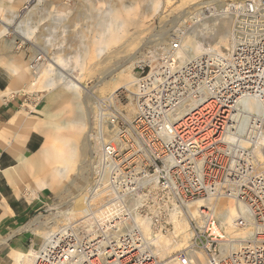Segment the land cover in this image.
<instances>
[{"label":"built area","instance_id":"2783aa9c","mask_svg":"<svg viewBox=\"0 0 264 264\" xmlns=\"http://www.w3.org/2000/svg\"><path fill=\"white\" fill-rule=\"evenodd\" d=\"M225 10L236 24L228 49L183 61L175 36L134 69L132 120L114 95L99 104V124L112 135L93 186L106 182L112 193L106 208L113 227L95 237L73 224L67 239L58 235L64 246L57 258L49 255L58 237L44 239L34 264H162L133 216L150 219L157 236L170 231L174 206L209 199L242 205L234 225L250 234L239 241L216 234L219 221L205 207L189 250L203 252L207 264H264V0H235ZM43 61L34 56L31 69ZM247 101L259 110L251 112Z\"/></svg>","mask_w":264,"mask_h":264},{"label":"rangeland","instance_id":"374dc122","mask_svg":"<svg viewBox=\"0 0 264 264\" xmlns=\"http://www.w3.org/2000/svg\"><path fill=\"white\" fill-rule=\"evenodd\" d=\"M134 1L135 0H32L30 3L22 2L16 5L14 9L20 14L19 20H15L16 23L14 22L12 26H9L11 31L10 34L0 39V69L2 70L0 72L2 75L0 76H2L4 80L3 84H9L11 82L13 84L15 80L14 68L16 65L25 66L28 72L25 81L22 84H15L13 86H18L17 88L21 91V93L15 94L14 96H20L24 100V106L20 109L21 113L19 114L26 117H34L41 123L51 120L57 121L54 117L55 113L59 112L70 101L71 94L64 88L61 89L63 96L55 99L54 93H56V91L45 89L43 87V79L33 81L32 72L28 68V63L36 54H44V50H47L49 60L51 59L54 61V58H62L68 63L66 68L64 67L65 64L62 63L56 66L60 70L63 69L64 73L72 69L75 71L76 75L81 72L80 65H84L81 78V84L85 87L83 91L87 92L91 90L94 94L93 99L86 105L87 116L84 118L86 131L93 126V118L97 110L98 99H104L114 95L118 97L119 108H122L126 114H130L131 111L125 107V105H127L126 96H119V93L129 88V82L132 80L134 81L135 73H137L134 71V68L126 69L129 65L126 64L128 58L138 53V60H142L143 56H149L148 54L151 51L160 49L173 39V37L179 36L177 35L179 31L181 34L185 33L186 36L183 35V39H186L187 36L194 37L198 45V51L195 52V54L187 50L185 57L200 55L207 48H217L216 43L211 42L209 37L204 38L198 34L199 27L197 26L205 20L207 21V18L230 17L222 15L221 11L224 10L226 4L235 0H137L134 10L129 12V19L134 16L137 18V27L129 26V32L126 35L120 31L115 32L112 41L107 44L104 53L98 56V37L102 33L100 30L101 24H103L102 20L107 18L108 12L112 8L121 11L122 16L126 17L124 6L126 5L130 8L132 7L131 3ZM3 2H5V0H0V5ZM206 5H211L213 7V16H200L202 12H207L208 7ZM8 15L10 14L5 10H0L1 21ZM23 16L24 19H22ZM20 20L21 22H25L24 25L28 24V26L33 29L32 40H24L18 33L14 32L16 26H18L17 24H20ZM207 23L211 24L213 22L208 20ZM158 35H161V37L163 35L162 38L164 40L161 41V45L156 48L154 44H150V40L152 38L156 39V37H159ZM134 37L135 39L133 41ZM47 40L51 42L49 43ZM230 44L231 41L228 47L221 46L218 50H225L230 47ZM86 45L88 46L87 50H85ZM123 70L125 71L122 72ZM121 75H131V77L116 86L117 80ZM98 83H100V86L96 89L95 86ZM33 84L35 85L30 88L29 86ZM92 87H95V90H93ZM117 88L118 92L116 91L115 93V89ZM64 115L68 116L69 114L66 111ZM23 120H25L23 117L17 119L21 124ZM60 132H64V130H60ZM17 133L18 129H13L2 134L5 135L4 137L6 140L12 141L17 136ZM41 136L44 142L45 138L43 135ZM92 147H96L94 138L92 139ZM96 158V153L91 157L87 156L86 170L82 173L83 175L79 174L76 176V174H74L69 176V178H85V182H87L88 185L87 188H90L93 178H96L97 174L92 167L93 165L90 164ZM43 163L47 164V167L44 168L43 171L33 166L31 173L24 172L19 183V192L13 188L16 190V198H22L28 202L37 199V197H33L31 189L34 185L39 183V179L47 178L52 170V166L50 164L48 165L47 160H43ZM67 184L68 182H64L62 188L59 187L55 190L46 189V199L44 201L46 204L42 205L38 212L32 213V229L36 234L43 237V242L46 232L54 235L59 232V229L63 226H69L75 223V221L68 219L67 216L60 215L61 206L71 201L75 195V191L69 190ZM37 191H35V193ZM222 200H224L229 207L236 208L238 206L237 203L230 199ZM199 206H201V204H199ZM84 207V204L74 203L71 204L68 209L69 211L80 210L79 212H81ZM181 210L183 214L187 215L186 209ZM188 216L189 215H187V217ZM180 219L179 215H177L176 218L171 221L173 225L170 223V231L167 233L154 236L151 229L150 232H147L151 239H156L158 237V247H164V250L160 252V258L158 257L160 261L162 260V264H167L168 261L171 260V257H176L174 252L170 251L173 245L164 244L162 241L176 240L182 242L183 238H185L184 236L186 234L182 232L183 224L180 222ZM188 219L193 229L195 221H192L189 217ZM245 232L246 231L237 230L233 234L228 235L227 229L223 230L227 238H234L235 236H240L238 238H241ZM159 238H161V242ZM40 247H36L35 250L39 251ZM26 249L29 250L31 248L26 246ZM190 250L189 247L185 246L183 253L187 254ZM197 252L203 259L205 258L203 261L205 262L204 264H207L208 260L204 253L198 250L196 253ZM8 264H14L13 260Z\"/></svg>","mask_w":264,"mask_h":264},{"label":"bare ground","instance_id":"6f19581e","mask_svg":"<svg viewBox=\"0 0 264 264\" xmlns=\"http://www.w3.org/2000/svg\"><path fill=\"white\" fill-rule=\"evenodd\" d=\"M32 0H5L0 5V10H5L8 15L3 21H1V27H0V39H2L4 36H7L10 34L9 26H12L14 24L15 20H19L20 14L16 11L15 6L23 3H30ZM137 3V0H135L133 3H131L132 7H125V13L126 17L122 16L121 11L112 8L108 12L107 18H104L102 20L101 24V31L102 33L99 35V47L97 49L98 56L104 53L106 50V46L109 42L112 41L113 35L115 32H121L124 35L128 34L129 32V26L137 27L138 20L135 18V16L131 19H129V12H132L134 10V7ZM207 6V5H206ZM223 6V5H222ZM228 4H226L225 8H227ZM208 10L207 12H202V15L204 17H210L213 16V7L211 5L207 6ZM221 11L222 15L229 16L226 13V10ZM188 13V12H187ZM186 13V14H187ZM206 14V15H205ZM231 17V18H230ZM230 17H214L213 19L207 18L210 20L211 24L207 23L208 20L202 22L197 27H199L198 34L204 38H210L211 42L216 43L217 48H207L203 51L206 52V50L210 49L215 52H223L224 50H218L221 46H229V42L233 39L234 31H235V20L232 16ZM24 19V16L23 18ZM21 19V20H22ZM17 20V21H18ZM18 23L16 26V29L14 32L18 33L24 40H32L33 39V29H31L28 24L24 25L25 22ZM16 23V22H15ZM179 35L181 41V51H180V57L183 61H189L194 57H185L186 51H191L193 54L198 51V45L197 42H195L194 37L187 36L186 39H183V35L181 32H177ZM137 34V33H136ZM159 36V35H158ZM186 36V35H185ZM156 37V36H155ZM161 35L159 37L152 38L150 40V44H154V47L158 48L161 44L160 42L164 39ZM135 37L133 38L134 41ZM155 39V40H154ZM49 43L50 40H47ZM231 45V44H230ZM87 50L88 46H85ZM228 49V48H227ZM156 49L155 51H157ZM226 50V49H225ZM44 54V61L42 63H39L35 70H32L30 67V62L28 63V68L32 72L33 81L43 79V87L49 91H56L54 93L55 99L57 97H62L63 93L61 92V89H65L71 94L69 103L63 107L59 112L55 113L54 117L57 119V121L51 120L46 121L44 123L39 122L37 119L33 117H27L25 120L22 121V132H23V139L25 136H27L29 133L33 131H38L44 134L45 136V144L38 154L37 157L32 158L31 160L28 158H22L20 163L22 165L29 164L32 167L34 166L36 169L43 171L44 168L47 167V164L43 163V160H47L48 165L50 164L52 166L51 173L48 175L47 178L39 179V183L33 186L31 189L33 197L36 195L35 191L41 190L44 188L55 190L59 187L62 188V184L64 182H68L67 188L69 190L75 191L74 197L71 199V201L66 202L63 206H61L60 215L67 216L68 219H71L72 221H75L74 224L78 227L79 224H85L89 228V232L93 233V235L96 237L97 235H100V232H103V229L107 233V231L110 229V227H113V225H110V222H113V215L111 213L110 208H106L108 205L107 201H110L111 199V191L109 190L108 185L106 182H104L101 186H93L94 185V179L93 182L90 185V188H87V182H85V178H69V176L76 174L78 176L79 174H82L86 170V163H87V156H92L93 154H97V158L91 162L90 165H93V169L96 173H98L99 165L101 163L102 158V144L108 139L109 136L112 135L111 131L107 128L104 124H99V117H98V109L99 104L104 101V99H98L97 100V110L95 112L94 118H93V126L88 131H86V124L84 122L85 116H87L86 111V105L89 103L90 100L93 99L94 94L91 90L84 92L83 91V85L81 84V78L83 74V64L80 65L81 72L75 75V71L72 69H69L68 72L64 73L63 69H58L56 66L59 63L65 64V68L67 67V62L62 58H54L53 60H49V57L47 56V50L43 51ZM201 53V54H203ZM200 54V55H201ZM39 55V54H38ZM37 54L35 56H38ZM149 55V54H148ZM138 53L133 54L130 58H128L126 64H129L126 69H135L137 66L141 65L148 56H143L142 60H138ZM123 70L122 72H124ZM15 73V84H20L25 81V78L27 76V70L24 65H16L14 68ZM126 74V73H125ZM131 77L129 76H123L121 75L120 78L117 80L116 86H118L120 83H122L125 80H128ZM133 80L129 82V88H126L124 91L119 93V96H126V102L127 105H125L126 109H129L131 111L130 114H126V112L122 109L123 115L126 119L132 120L134 116L136 115V107L133 100L132 92L134 90L133 87ZM14 84V85H15ZM100 83H98L95 87L96 89ZM35 84L30 85L29 87H33ZM28 87V88H29ZM95 87H92L93 90H95ZM60 89V90H59ZM120 89V88H119ZM118 90L115 89V93ZM63 91V90H62ZM118 92V91H117ZM21 93L20 89L17 87H9L5 91L0 90V103H3L4 98H12L15 94ZM54 99V98H53ZM52 101V100H51ZM245 104L248 106V109L251 112H257L259 110L258 104L254 101H247ZM120 107V106H119ZM88 110V109H87ZM68 112V116H65L64 113ZM129 113V112H128ZM92 115V114H91ZM51 118V117H50ZM49 118V119H50ZM53 118V117H52ZM89 119V117H88ZM98 126H101V134L94 133V129ZM75 129V130H74ZM60 130H64V132H60ZM74 130V131H73ZM95 139L96 147H92V139ZM0 148L4 149V147L0 146ZM21 155V154H20ZM23 157V155H22ZM21 158V157H20ZM83 175V174H82ZM82 177V176H81ZM16 183L15 185H18L17 178H11ZM82 188V190H81ZM114 193V192H113ZM78 203V204H84V208L79 211L71 210L69 211V207L71 204ZM201 204V206H199ZM209 206L208 208L211 209L212 215L218 219L219 221V228H215L214 232L222 233L224 229H227V234H233L235 231H237L234 223L235 219L241 214L244 213L246 210L242 205H238L236 208L229 207L227 203L222 199H209V200H200L197 202H194L192 204H189L186 206V213L189 215L188 217L192 221H196V223L199 226H202L204 223V218L207 216V212L203 210V208ZM65 206V207H64ZM73 207V206H72ZM104 208V209H102ZM79 209V208H78ZM242 211V212H241ZM200 213V214H199ZM196 216H195V215ZM179 215L180 222L183 224V231L186 235L184 236L182 242L178 241H162L164 244L173 245L170 249V251L174 252L176 257H171V260L168 261L167 264H204L205 258L203 259L198 252L194 250H190L187 254H184V248L185 246L190 247L192 238L194 236V230L192 229L189 219L186 214H183L182 210L174 206L173 210L170 214L169 222L172 224L171 221H173L176 216ZM135 220V224L138 225L143 235L148 238L147 232H150L151 229V221L150 219L143 218L136 214L133 216ZM85 219L83 223H78L80 220ZM57 220V219H56ZM188 220V221H187ZM100 223V224H99ZM73 225V224H72ZM72 225L69 226H63L60 231L56 234H51L49 232H46L44 234L45 242H52V240L55 237H58L57 240V251L51 252L49 257L53 258L58 256L60 249H63L64 244H60V242L64 241V239H67L70 234V230L73 229ZM173 225V224H172ZM71 226V227H70ZM132 226V225H131ZM63 232L64 239H61L58 235ZM250 232L246 231L241 238H238L240 236H235L234 238H227L230 241H239L241 239H246L249 236ZM160 242H161V238ZM152 241V247H153V255L157 256V258H160V252L164 250V247L160 248L158 247L157 241L158 237L155 239H151ZM67 241V240H65ZM89 244V243H88ZM79 247L81 244H77ZM230 245V244H229ZM86 246V245H83ZM237 243L233 245V250L238 249ZM88 247V246H87ZM230 246H227L228 249ZM169 251V252H170ZM11 256L13 257L14 264H34L36 259L40 256V252L36 251L34 249L27 251V252H18L13 251L11 252ZM57 258V257H56ZM162 258V256H161ZM207 258V257H206ZM162 261V260H161Z\"/></svg>","mask_w":264,"mask_h":264},{"label":"crops","instance_id":"0c3cea01","mask_svg":"<svg viewBox=\"0 0 264 264\" xmlns=\"http://www.w3.org/2000/svg\"><path fill=\"white\" fill-rule=\"evenodd\" d=\"M3 83L4 80L0 76L1 91L14 86L15 80L13 84L12 82ZM23 106L24 100L20 96L4 98L3 103H0V146L4 147V149L0 148V264H8L13 260L12 250L27 252L35 250L36 247L39 248L43 243V237L32 229L31 216L46 204L44 201L47 188L38 190L34 196L37 199L30 202L16 198L15 194L16 190L19 192L18 187L24 172H32V166L22 165L21 159L31 160L37 157L45 144L41 136L44 134L38 131L29 133L23 139L22 124L17 121L19 117H28L19 114ZM13 129H18L17 136L12 141L6 140L3 134ZM11 178H17L18 185H15L16 183ZM26 246L31 249L27 250Z\"/></svg>","mask_w":264,"mask_h":264},{"label":"trees","instance_id":"16d2710c","mask_svg":"<svg viewBox=\"0 0 264 264\" xmlns=\"http://www.w3.org/2000/svg\"><path fill=\"white\" fill-rule=\"evenodd\" d=\"M1 89H4V88H1Z\"/></svg>","mask_w":264,"mask_h":264}]
</instances>
